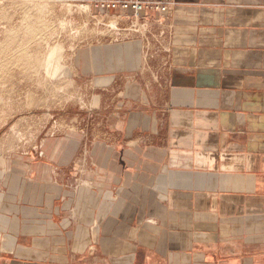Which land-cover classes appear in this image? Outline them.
<instances>
[{
	"label": "crops",
	"instance_id": "1",
	"mask_svg": "<svg viewBox=\"0 0 264 264\" xmlns=\"http://www.w3.org/2000/svg\"><path fill=\"white\" fill-rule=\"evenodd\" d=\"M172 1L103 138L0 166V264H264V0Z\"/></svg>",
	"mask_w": 264,
	"mask_h": 264
},
{
	"label": "rangeland",
	"instance_id": "2",
	"mask_svg": "<svg viewBox=\"0 0 264 264\" xmlns=\"http://www.w3.org/2000/svg\"><path fill=\"white\" fill-rule=\"evenodd\" d=\"M123 46L136 51L142 43L109 38L108 15L87 2L0 0V166L13 156H44L48 141L103 138L97 125L108 121L115 92L108 91V51L120 56ZM129 89L137 93L136 85Z\"/></svg>",
	"mask_w": 264,
	"mask_h": 264
},
{
	"label": "built area",
	"instance_id": "3",
	"mask_svg": "<svg viewBox=\"0 0 264 264\" xmlns=\"http://www.w3.org/2000/svg\"><path fill=\"white\" fill-rule=\"evenodd\" d=\"M87 2L108 15V37L115 41L147 36L152 24L160 25L172 0H73ZM115 17L114 21L111 18Z\"/></svg>",
	"mask_w": 264,
	"mask_h": 264
},
{
	"label": "bare ground",
	"instance_id": "4",
	"mask_svg": "<svg viewBox=\"0 0 264 264\" xmlns=\"http://www.w3.org/2000/svg\"><path fill=\"white\" fill-rule=\"evenodd\" d=\"M79 6H80V5H79ZM81 7H82L83 9L87 10V7H88V6H84V5H83V6H81ZM83 9H82V10H83ZM67 10H68V9H67ZM53 55H54V53H50V54L47 55V57H46V59H45V61H44V64L47 66V67H46V66L44 65L45 68H48V67L50 68V65H51V63H52V61H53ZM52 64H53V63H52ZM65 69H66V68H65ZM47 70H48V69H47ZM63 72H64V71H63Z\"/></svg>",
	"mask_w": 264,
	"mask_h": 264
}]
</instances>
